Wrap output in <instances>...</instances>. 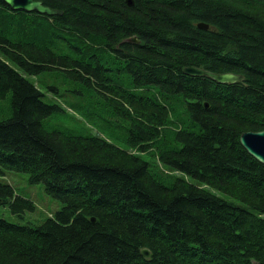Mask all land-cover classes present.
<instances>
[{"label": "trees", "instance_id": "obj_1", "mask_svg": "<svg viewBox=\"0 0 264 264\" xmlns=\"http://www.w3.org/2000/svg\"><path fill=\"white\" fill-rule=\"evenodd\" d=\"M41 1L62 15L0 0V99L12 94L0 175L27 174L62 207L36 226L0 217V264H264V164L239 142L264 131V0ZM190 66L243 81L190 77ZM55 69L94 85L127 123L129 149L44 130L58 108L25 76ZM155 148L196 184L152 170L139 154ZM3 207L34 209L0 180Z\"/></svg>", "mask_w": 264, "mask_h": 264}, {"label": "rangeland", "instance_id": "obj_2", "mask_svg": "<svg viewBox=\"0 0 264 264\" xmlns=\"http://www.w3.org/2000/svg\"><path fill=\"white\" fill-rule=\"evenodd\" d=\"M57 54H69L64 48L61 51L54 50ZM15 70L21 73V70L14 64H10ZM34 86L43 94L42 101L47 105L57 106L58 110L50 116L43 119L42 126L45 131H57L66 135L79 137H100L106 141L122 148L129 149L126 143L127 123L118 117H112L102 94L96 92L94 85L86 84L80 80H72L67 73L60 69L44 71L37 76H25ZM11 92L0 99V122L7 120L12 115ZM178 118L184 125L191 127L190 121L186 115L182 114V109H177ZM196 131V125L191 127ZM140 153L139 155L149 163V166L155 172L161 175L182 177L189 182L195 183L194 180L182 173L168 171L169 169L159 164L155 153ZM3 183L9 184L15 191V194L30 200L34 209L26 211L21 216L11 214L9 208L0 209V217H3L10 223L19 225L36 226L41 224L47 218L59 211L62 204L59 200L47 195L43 185L28 183V175L20 172L4 171L0 175ZM170 181H168L167 185ZM214 192V191H213ZM217 195L226 200L237 203V200L216 191Z\"/></svg>", "mask_w": 264, "mask_h": 264}, {"label": "water", "instance_id": "obj_3", "mask_svg": "<svg viewBox=\"0 0 264 264\" xmlns=\"http://www.w3.org/2000/svg\"><path fill=\"white\" fill-rule=\"evenodd\" d=\"M3 2L12 11H23L26 13H36L39 15H45L48 17L60 16L62 11L52 9L50 7L44 6L40 1L36 0H3ZM128 6H132L133 2L131 0H126ZM197 28L200 30H208L209 25L204 23H198ZM131 43L137 44L138 41L135 37L129 40ZM183 73L190 77H206L211 81L218 84H235L237 82L243 81V76L235 75L233 73H212L205 69L198 67H184ZM207 107V106H206ZM240 145L245 149V151L257 162L264 164V131H247L243 132L239 137ZM141 253L144 257L149 256V252L146 249H141Z\"/></svg>", "mask_w": 264, "mask_h": 264}, {"label": "flooded vegetation", "instance_id": "obj_4", "mask_svg": "<svg viewBox=\"0 0 264 264\" xmlns=\"http://www.w3.org/2000/svg\"><path fill=\"white\" fill-rule=\"evenodd\" d=\"M36 1H40L41 3H42V1L41 0H36ZM43 4V3H42ZM45 6V5H44Z\"/></svg>", "mask_w": 264, "mask_h": 264}]
</instances>
